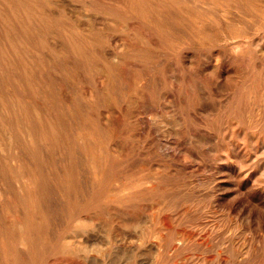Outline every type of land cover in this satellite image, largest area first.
I'll list each match as a JSON object with an SVG mask.
<instances>
[{"label": "rangeland", "instance_id": "374dc122", "mask_svg": "<svg viewBox=\"0 0 264 264\" xmlns=\"http://www.w3.org/2000/svg\"><path fill=\"white\" fill-rule=\"evenodd\" d=\"M0 264H264V0H0Z\"/></svg>", "mask_w": 264, "mask_h": 264}]
</instances>
